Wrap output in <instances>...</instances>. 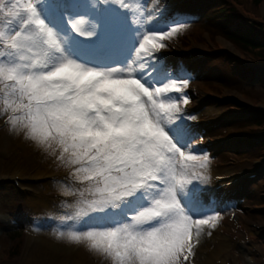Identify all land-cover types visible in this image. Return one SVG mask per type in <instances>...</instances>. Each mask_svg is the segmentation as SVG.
Returning <instances> with one entry per match:
<instances>
[{"label":"snow or ice","instance_id":"6c2138e0","mask_svg":"<svg viewBox=\"0 0 264 264\" xmlns=\"http://www.w3.org/2000/svg\"><path fill=\"white\" fill-rule=\"evenodd\" d=\"M81 2L0 0V18L11 25L0 30V118L67 169L62 191L75 199V212L60 220L85 227L53 228L57 240L83 245L110 264H185L221 215L200 211L209 207L208 156L182 123L195 119L181 107L189 79L171 77L156 55L162 39L185 25L164 21L166 27L145 31L130 13L142 31L133 53L123 63H100L116 37L65 11ZM99 3L107 0H89L97 10ZM44 11L63 16L69 32L50 27ZM73 34L94 42L93 56L73 51ZM121 81L131 83L135 101L114 111L100 98L108 82ZM125 205L135 211L119 214Z\"/></svg>","mask_w":264,"mask_h":264},{"label":"rangeland","instance_id":"374dc122","mask_svg":"<svg viewBox=\"0 0 264 264\" xmlns=\"http://www.w3.org/2000/svg\"><path fill=\"white\" fill-rule=\"evenodd\" d=\"M110 1L112 6L115 5L114 0ZM150 1L139 0L137 5L145 31L161 29V23L164 21L185 25L162 39L161 42L165 46L156 55L161 58L173 78H183V70H191L189 84L184 89L189 101L187 104L182 103L181 107L186 118L194 116L195 119L182 123L194 134L192 138L197 139L194 141V148L207 152V167L203 170L207 181L215 185L217 179L224 178L211 189L210 201L214 204L200 210L209 213L215 210L221 214L216 227L211 229L217 236H221L219 240L225 246V250L217 258H213V263L264 264V161L261 160L263 156L259 157L261 151L250 148L254 144L249 146L244 144L247 140L259 137L251 136L248 132L250 128L242 125L246 124L248 114L259 113V107L264 106L262 87L258 84L253 85L254 83L234 85L230 88L220 86L219 73L227 76L231 69L230 62L250 61L222 36L211 34L201 28L207 17L205 11H210L215 1L218 5H223L224 2L226 6L230 5L234 8V11L240 15L241 23L256 21L264 27V3L255 7L249 0H212L210 5L211 0H174L173 2L177 4L160 2L161 7L152 12L155 24L151 26L148 22L151 12L148 9L151 5ZM178 3L180 7L177 6ZM172 6H177L178 10L176 9L177 12L171 15ZM87 11H80L79 15H84ZM170 15L175 19H171ZM116 41L120 43L118 38ZM137 44L138 42L132 45L137 46ZM226 56L231 58L229 63H226ZM256 69L258 75L263 71L258 65ZM173 95L178 94L173 93ZM233 101L247 108L243 112H230L235 109ZM100 103L111 106V102L107 99L100 100ZM0 105H2L1 101ZM189 112L193 114L190 115ZM236 119L243 122L235 123ZM1 120L3 118H0ZM261 129L264 131V128ZM233 141L235 142L232 143ZM30 142L32 141L26 139L20 131H13L7 125L0 131V215L7 216V220L11 219L13 223L10 227L0 224V233H2L0 264H110L105 257L90 252L83 245H78L82 250L75 251L77 255H73L74 251L69 252L71 254L63 253L65 250L52 252L38 243L28 241L29 223L36 227L46 223L51 228L60 226L61 229L68 225V221L62 222L60 217L58 219L51 217L48 210L27 203L23 193L16 192L11 186L10 175L15 171L14 169L22 172L26 180H29L31 172L37 175L36 173L53 171L57 175H63L61 179L67 174V169L60 166L52 156L44 151L41 153L31 150ZM258 149L261 147L259 146ZM250 174H259V177L248 182L242 191L238 194L236 192L234 197L232 193L236 188H229L231 185L228 184ZM34 187L35 194L40 199L54 195V190L38 182ZM52 198L54 197L50 199ZM73 202L75 203V199ZM217 244H219L218 240ZM215 245L216 243L209 238L208 246L212 251ZM14 247H17L18 253L12 256L9 251L12 252ZM197 262L202 264L200 257ZM185 264L192 263L185 262Z\"/></svg>","mask_w":264,"mask_h":264},{"label":"bare ground","instance_id":"6f19581e","mask_svg":"<svg viewBox=\"0 0 264 264\" xmlns=\"http://www.w3.org/2000/svg\"><path fill=\"white\" fill-rule=\"evenodd\" d=\"M171 1L172 0H151V5H150V7H148V9L151 10V12H150L151 18L148 21L151 24V26L153 24H155L152 12L155 9L161 7L160 2H164L165 4H169ZM127 2H129V5L131 6L130 13L134 16V19L138 23L141 24L140 16L138 14L139 10H137L138 9L137 8V0H127ZM89 8L91 9L90 11H89ZM68 9H71L72 17L79 15L80 11L85 12V10H88L87 13L86 14L84 13L83 16L86 17L88 20L87 28L89 30L92 28L93 22H97V19L95 17V7L89 6V0H82L81 5L78 9L75 6H71ZM77 12H79V13H77ZM109 12H110V17H109ZM130 13H128L127 17L122 16L121 14H119L117 7H112L111 1L107 0V3H105L103 16H102V20L100 23L101 24V29H100L101 32H103V31H105V29H107L110 33L117 36L118 39H120V42H123L126 45L135 44L136 42H139V39L142 36V31H141V28L139 26L134 25L132 23ZM53 16H54V18H57V22H55V23L50 22V23H48V25L50 27H52L53 29L59 31L60 33H68L69 29H68L67 25L66 26L63 25V19H64L63 16L58 15V14H54ZM43 17H45L44 13H43ZM128 21L130 22V24L132 26L133 33L132 34L130 33L131 36L126 39L124 37V35L128 34V33H126V31L124 30V27L122 28L121 22L124 25V24H129ZM127 40H131V41H127ZM0 46L2 48H4L3 44H0ZM94 46H95L94 42L91 40H83L79 37H76L74 34L71 37V47H72L73 51H75L81 55L93 56L94 55V53H93ZM120 48H121V43H118L116 41L114 46L110 49V52L106 56V58L118 57V60L122 59V63H123L134 51L133 48H131V50H129V49L127 50V48L126 49L125 48L120 49ZM114 51H116V55H113L111 53ZM128 53H130V54H128ZM124 55H127L125 57V59H123ZM113 61H114L113 63L118 62V61L115 62V59ZM104 91L106 92V94L103 95L100 98V100L104 101L107 99L108 102H111V107L113 108L114 111H120L119 104H130L128 102L122 101L124 99L125 94H127V92H129L133 95L131 83L123 82V81H121V82H108V86L105 88ZM116 96L118 99L116 98ZM119 98L122 100H120ZM14 139H16V138H14ZM30 144L32 145L30 148L31 150H35L36 152L41 151V153L43 152L33 142H30ZM14 170L15 171L11 172L12 174L10 176L12 177L13 175H17L21 179L20 186L23 188L22 189L23 192H25V194L27 195V196H24L27 203L34 204V206H36L37 208H40L43 210H48L50 213V216L54 217L55 219H58V217H61V216L74 214V212H75V203L73 202L74 198H72V196H65L63 194V191H62V188L65 186L67 174L63 177L64 179H61L63 175H61V174L54 175L53 171L46 172V173H36L37 175H35L34 172H31L34 175V176L30 177V178H32V180L41 179L42 180L41 185H43L44 187H47V188L49 187L50 190H54L53 191L54 195L49 196L50 198L51 197H54V198H52V199H50V198L40 199L35 194V192H33L32 194L30 193L31 189H33V188L31 186V184L28 181H26V178H24L22 176L23 173L20 174V171L19 172L17 171L18 169H14ZM31 173H29V175H31ZM29 181H30V179H29ZM208 184L211 185V182L207 181V183L203 185L205 201L210 199L209 198L210 192H211V189L214 185V184H212L211 186H207ZM34 206H33V209H35ZM55 207H57V208L55 209ZM133 208H134V205L133 206L125 205L122 207L119 214H121L124 210L132 211ZM73 224L77 228V222H74V221H68L67 226H70ZM61 226H64V225H61ZM67 226H65V227H67ZM57 228H60V226H57ZM28 229H29L28 230V232H29L28 233V241H30V240L37 241V243L39 245L44 246V248L46 250H49L52 252H57V251L59 252V250H60L63 252L64 246L69 247V250H65L63 252L66 254H71L69 252H73V251L78 252V251L82 250V247L72 245L71 243H68L66 241L62 242L60 240H57L55 238V236L53 235V228H51L50 226H47L46 223L44 225H41L38 227L29 223ZM202 237H204V239H202ZM205 237H208V238L205 239ZM209 238L211 240H213L214 243H216L215 249H213V251L211 250V247L208 246V239ZM220 238H221V236H217L216 232L214 230L205 227L204 231H202L200 236H199L198 242L195 243V253L190 258V261H188V262H191L192 264H199V262H197V260L200 257L202 264H214L213 258H215V257L217 258L223 252V250H225V248H224L225 246L219 240ZM217 240L219 241V244H217ZM77 252H75L73 255H77ZM81 253H83V252H81Z\"/></svg>","mask_w":264,"mask_h":264},{"label":"trees","instance_id":"16d2710c","mask_svg":"<svg viewBox=\"0 0 264 264\" xmlns=\"http://www.w3.org/2000/svg\"><path fill=\"white\" fill-rule=\"evenodd\" d=\"M249 2L257 7L263 2V0H249ZM213 8L214 9L208 12L201 28L211 34H220L238 51H240V53L244 54V56L256 63L264 64V27L256 21L249 24L246 22L241 23L239 21V13H236L234 8L230 5L226 6L224 2L223 5L215 4ZM232 27L234 28L229 31ZM227 30L228 32H226ZM233 61L236 72L232 73L230 71L227 76L219 79L224 87L239 85L243 81H246L248 76L251 78L253 77V71L249 67H246L243 63L238 61ZM260 86L262 87L264 95V76L260 81ZM233 102V108L238 110H245L247 108L241 103H236L237 101ZM242 125L250 128L248 130L250 134L260 132L262 130L261 128L264 126V113L259 112L249 114L246 124L244 123ZM261 138H264V136ZM261 147L264 148V139L261 140ZM9 252L12 253V256L15 255L18 252L17 247L12 248V252L11 250Z\"/></svg>","mask_w":264,"mask_h":264}]
</instances>
